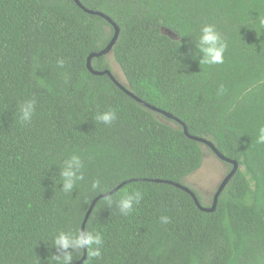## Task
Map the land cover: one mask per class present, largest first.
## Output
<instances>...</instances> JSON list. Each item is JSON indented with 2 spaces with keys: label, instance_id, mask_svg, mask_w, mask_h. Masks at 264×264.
Instances as JSON below:
<instances>
[{
  "label": "trees",
  "instance_id": "trees-1",
  "mask_svg": "<svg viewBox=\"0 0 264 264\" xmlns=\"http://www.w3.org/2000/svg\"><path fill=\"white\" fill-rule=\"evenodd\" d=\"M79 1L119 26L111 55L126 86L239 168L213 212L147 180L184 183L200 168L204 145L108 75L89 72L87 57L106 46L112 25L74 0H0V264H54L52 238L81 228L100 194L92 182L109 191L134 178L112 194L111 207L97 201L85 228L101 233L102 255L86 253L82 264H264V144L256 143L264 125V0ZM205 24L227 41L222 64L199 63ZM91 62L110 68L104 55ZM29 99L35 111L25 123L20 105ZM107 110L117 115L110 125L96 120ZM74 153L84 179L65 193L59 168ZM125 190L143 193L128 215L115 204ZM73 255L71 264L83 252Z\"/></svg>",
  "mask_w": 264,
  "mask_h": 264
},
{
  "label": "clouds",
  "instance_id": "clouds-1",
  "mask_svg": "<svg viewBox=\"0 0 264 264\" xmlns=\"http://www.w3.org/2000/svg\"><path fill=\"white\" fill-rule=\"evenodd\" d=\"M264 25V20L261 21ZM227 41L213 24H205L200 29V36L196 48L200 54L199 63L206 65L222 64L224 62V53L227 49ZM59 65H63V60H58ZM222 91V89H221ZM35 111V101L25 100L20 105V118L23 122H30ZM117 119L116 112L107 110L99 112L96 120L110 125ZM256 143L264 144V125L258 129ZM84 162L78 154H72L63 161L62 167L59 168V179L61 189L65 193H71L78 181L84 179L83 171ZM91 188L97 193H103L105 205L111 207L113 196L111 192L105 191L100 187V181L94 180ZM143 198V193L134 190L132 192L123 191L119 199L115 201L118 211L122 215H128L134 210ZM162 223H168L167 216H161ZM103 237L100 232L81 228L78 231H59L52 238V246L56 253L51 256L54 264H71L74 259L73 253L86 252L90 258H100L102 255Z\"/></svg>",
  "mask_w": 264,
  "mask_h": 264
},
{
  "label": "water",
  "instance_id": "water-1",
  "mask_svg": "<svg viewBox=\"0 0 264 264\" xmlns=\"http://www.w3.org/2000/svg\"><path fill=\"white\" fill-rule=\"evenodd\" d=\"M76 2V4L82 8L85 12L89 13V14H93V15H97L100 16L102 18H104L109 24L112 25L113 29H114V33L113 36L111 37V39L109 40V42L106 44V46L104 48H102L99 51H93L91 52L86 60V66L87 69L89 70V72H91L94 75H108L109 78L124 92L126 93L128 96H130L131 98H133L134 100H136L138 103H140L141 105L169 118L172 119L174 121H176L183 129L184 134L192 140H195L201 144H203L205 147L209 148L221 161H223L226 164H229L231 166L230 170L227 172V174L223 177V179L221 180V182L219 183L217 189L215 190L213 196H212V202L210 205H204L200 202V200L198 199V196L196 195V193L194 192V190L192 188H190L189 186H187L184 183H180V182H175L169 179H161V178H150L147 180L153 181V182H158V183H166V184H170L173 185L181 190H183L184 192L188 193L192 200L194 201L195 205L204 212H213L216 208V204L219 198V195L221 194V192L224 190V188L227 186V184L229 183V181L231 180V178L234 176V174L236 173V171L239 168V163L237 160L229 158L227 156H225L223 153H221L216 146L213 144L212 141H210L209 139L202 137V136H197V135H193L191 134L185 123L183 121H181L179 118H177L176 116H174L172 113L165 111L159 107H156L144 100H142L140 97L136 96L127 86L125 83L119 81L116 76L114 75V73L112 72V70L110 68L104 69V70H98L95 69L92 66V59L93 58H97L100 56H109L110 54H112V50H113V46L115 45L117 38H118V34H119V26L105 13L98 11V10H92L89 8H86L79 0H74ZM169 34L173 35V33L171 31H167ZM133 180H139V178H134V179H127L121 183H119L118 185H116L114 188H112L111 190H109L108 192H111L112 194L117 191L119 188H121L124 184L131 182ZM142 180H145V178H142ZM103 193L98 194L96 197H94L85 213L82 225H81V230H83L85 228V224L86 221L89 217V215L91 214L94 206L96 205L97 201L101 198H103ZM86 257V252H83V255L81 256V258L79 260H77L76 262H74L73 264H82L85 260Z\"/></svg>",
  "mask_w": 264,
  "mask_h": 264
},
{
  "label": "rangeland",
  "instance_id": "rangeland-1",
  "mask_svg": "<svg viewBox=\"0 0 264 264\" xmlns=\"http://www.w3.org/2000/svg\"><path fill=\"white\" fill-rule=\"evenodd\" d=\"M110 69L116 78L125 83V77L120 66L110 54L107 56ZM204 157L200 168L184 179V184L192 188L201 198L204 205H210L212 196L230 167L221 161L210 149L203 147Z\"/></svg>",
  "mask_w": 264,
  "mask_h": 264
}]
</instances>
